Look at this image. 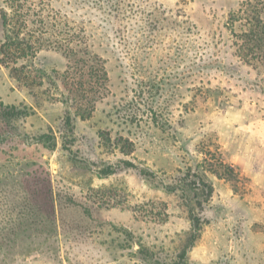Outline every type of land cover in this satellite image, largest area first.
Here are the masks:
<instances>
[{
	"label": "rangeland",
	"instance_id": "obj_1",
	"mask_svg": "<svg viewBox=\"0 0 264 264\" xmlns=\"http://www.w3.org/2000/svg\"><path fill=\"white\" fill-rule=\"evenodd\" d=\"M15 1L35 55L0 62L25 112L0 115V264H264V187L231 160L264 173V62L228 21L248 0ZM67 32L106 71L70 120Z\"/></svg>",
	"mask_w": 264,
	"mask_h": 264
},
{
	"label": "trees",
	"instance_id": "obj_2",
	"mask_svg": "<svg viewBox=\"0 0 264 264\" xmlns=\"http://www.w3.org/2000/svg\"><path fill=\"white\" fill-rule=\"evenodd\" d=\"M10 3L0 10V19L2 29L4 31L3 39L0 43V62L9 70V73L14 75L18 80L20 79L19 71L23 70L22 65H17L19 58H27L35 55V48L32 41L20 36V25L25 24V18L20 11V4ZM261 3V2H260ZM262 4L258 6L255 0H248L242 4L237 14L230 13L229 17V29L232 33L234 40L233 45L235 47L236 55L247 63L252 61L264 62V18ZM39 21H42L41 15H36ZM238 17V21L242 20L244 23L241 25L240 32H236L234 29V23ZM67 39L64 41H56V45L62 49L66 54L67 59L70 61V65L64 78L66 80L61 89L60 96L63 103L66 106V118L70 120V109L72 108L75 115L84 118L90 114L91 109L83 107L82 101H86L89 96L91 78H105L106 71L102 66L97 65L99 61L97 56H91L85 49H78L73 45V34L65 33ZM33 37V36H32ZM35 43V42H34ZM80 53V54H79ZM92 57V58H91ZM94 59V60H93ZM96 65V66H94ZM98 69L101 74L98 75ZM69 70H73L74 73L67 76ZM19 75V76H18ZM73 78V79H71ZM68 100H72L69 104ZM25 114L21 109L15 105H2L0 103V115L16 118ZM228 176L233 175L232 170L226 169ZM194 217V216H192ZM197 221V218H193Z\"/></svg>",
	"mask_w": 264,
	"mask_h": 264
},
{
	"label": "crops",
	"instance_id": "obj_3",
	"mask_svg": "<svg viewBox=\"0 0 264 264\" xmlns=\"http://www.w3.org/2000/svg\"><path fill=\"white\" fill-rule=\"evenodd\" d=\"M247 161L246 159H241L240 156L238 157H234V159H231L232 161H234L239 167L240 169L250 178L252 179V181L257 182L258 184L262 185L264 187V173L263 175L260 177V175H257V172L259 167L257 164V161H254L253 157H247Z\"/></svg>",
	"mask_w": 264,
	"mask_h": 264
}]
</instances>
